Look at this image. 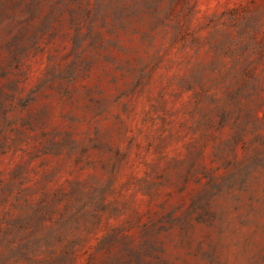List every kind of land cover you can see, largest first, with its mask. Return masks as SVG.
I'll use <instances>...</instances> for the list:
<instances>
[{
	"label": "rangeland",
	"instance_id": "1",
	"mask_svg": "<svg viewBox=\"0 0 264 264\" xmlns=\"http://www.w3.org/2000/svg\"><path fill=\"white\" fill-rule=\"evenodd\" d=\"M0 264H264V0H0Z\"/></svg>",
	"mask_w": 264,
	"mask_h": 264
}]
</instances>
